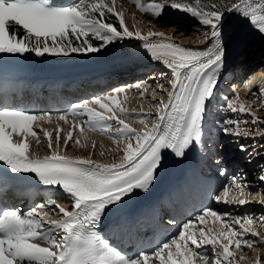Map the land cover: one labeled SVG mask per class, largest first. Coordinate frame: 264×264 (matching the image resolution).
Returning <instances> with one entry per match:
<instances>
[{
  "label": "snow or ice",
  "instance_id": "1",
  "mask_svg": "<svg viewBox=\"0 0 264 264\" xmlns=\"http://www.w3.org/2000/svg\"><path fill=\"white\" fill-rule=\"evenodd\" d=\"M133 3L154 19L161 18L168 8L197 18L205 29V46L183 45L160 31L149 30L146 34L139 29L130 31L122 12L115 10L114 0H73L70 4H62L59 0H0V54L95 53L114 40L135 37L143 42V48L152 59L166 67L168 72L162 75L169 85L167 89L164 84L158 85L157 90L165 92L166 99L161 96L157 101L154 94V109L147 113L129 112L120 106L118 94L125 89L72 106L70 113L56 116L57 127L52 132L47 128L39 130L51 152L44 157L28 155L30 141H35L37 146L41 143L34 123L52 122V115L48 112L37 114L0 101V178L6 179L10 174H34L43 185L61 191L72 201L74 209L67 211L50 200L49 205L58 208L63 218L44 221L38 212L43 206L27 212L6 205L0 207V264H209L210 257L212 264H234L237 260L235 250L255 246L247 239L248 235L264 244V235L253 227L257 219L264 224V215L257 218L254 214L243 213L241 216L231 209L219 213L204 208L195 219L183 225L178 238L173 237L151 253L140 251L132 256L113 246L97 230L110 207H116L136 190L149 189L157 170L167 159L166 153L184 158L203 146L208 102L214 96L217 78L225 66L227 19L235 14L264 36V0H230L227 3L224 0L212 3L205 0H154L152 3L133 0ZM108 15L118 18L119 24L106 21ZM93 38L101 43L94 45ZM132 88L138 91L141 99L148 90L140 83ZM236 95L237 101L226 100V107L234 113L250 115L257 134L264 138V129L259 127L260 117L250 106L239 102V94ZM92 105L104 111H97ZM69 115L73 118L71 128L63 135L59 122L68 123ZM124 115L135 117L144 127L133 128L120 119ZM153 115L155 119L149 126L148 119ZM80 116L87 119L79 120ZM241 123L248 122L226 119L219 130L236 137L251 136L250 130L242 128ZM77 128L81 136L85 128L109 135L116 151L122 153L119 162L100 163L91 158L62 155L61 144L67 148L70 141L81 148H96L94 140L89 143L84 137L82 143L80 137L74 135ZM239 147L249 157L259 155L256 146H251V150L245 144ZM260 172L258 180L264 183V166H260ZM16 179L26 177L17 176ZM251 187L246 174L233 175L229 184L212 198L233 208L251 203L264 208V196L258 201L248 198L250 192L245 189ZM233 190L235 194L229 198ZM208 217L212 218L213 226H208ZM54 233L60 238L56 239ZM38 240H44L48 246L35 242Z\"/></svg>",
  "mask_w": 264,
  "mask_h": 264
},
{
  "label": "bare ground",
  "instance_id": "2",
  "mask_svg": "<svg viewBox=\"0 0 264 264\" xmlns=\"http://www.w3.org/2000/svg\"><path fill=\"white\" fill-rule=\"evenodd\" d=\"M106 2H108V0H106ZM141 2L142 3H152V2H154V0H141ZM205 2L206 3H212V2H219V0H205ZM224 2L227 3V2H230V0H224ZM114 8H115V10L122 12L125 24L129 28L130 31H135V30L139 29L143 34H146L149 30L160 31V32H164L166 35H168L172 38H175V39L178 38V40L183 41V42L188 43V44H198V43H204L206 41L203 33H200L199 29H196V30L192 29V32H190V33H193V35L195 34V36H191V38L193 40L194 39L196 40V41H193V43H192L191 42L192 40L190 38L183 37L184 34L188 35L186 32L187 30L184 31L180 26H177V25L173 26V27L172 26H166L167 24L162 21V17L164 19H168L169 16H167V15H170L172 18L175 13L177 14V16L173 17L174 22H176L180 25H182V22H184L183 17H185L184 18L185 20H189V21L190 20H197L198 21L197 18L191 16L188 13L168 8L164 12V14L161 18L154 19V18H152L151 14H146V13H143L142 11H140L136 7V5L133 3V1H125V0H114ZM179 15H181V16H179ZM176 17H180L182 21H180V22L176 21L175 20ZM109 20L112 21L115 25L119 24L118 18H116L113 15H108L106 17V21H109ZM239 21L242 22L243 20L238 18L235 14L231 15L227 19V21H226L227 37H230L231 35H233V33L237 30ZM231 22H233V24H231ZM198 27H202L200 25V23H199ZM248 30H249V27L246 25L245 27H243L241 30H239L237 32V35H241L242 32H246ZM196 31H198V32L196 33ZM250 38H251L249 40L250 46L246 50L245 55L240 56V58L236 59L235 61L234 60L231 61V65L229 67V72H228V75L226 77L225 83L228 85L229 88L232 87L236 90V93L239 94V96L241 97L240 98L241 101L246 106H250L251 111L255 112L256 116H262L264 118V58L261 61V63L257 58V62H259L258 67L255 66L256 62L254 63V61L256 59L254 57H257V55L260 52H264V36H262L259 32H255L252 35H250ZM92 42L94 43V45H98L99 43H101L100 41L95 40V38H93ZM138 42H141V41L136 39L135 37H124L122 39L114 40L111 44L105 46V48L101 49L98 52L116 50V49L128 46V45L133 44V43H138ZM98 52H95V53H98ZM252 53L254 54V57L249 58V55ZM82 54H93V53H88V52L70 53L67 56H78V55H82ZM50 55H52V54H50ZM55 56L64 57L65 55H55ZM162 66H164V65H162ZM254 67H255V69H252ZM165 69H166V67H165ZM249 69L250 70L252 69V70L249 71L247 74L252 73V75L246 79L245 86H244V88L241 89L240 88L241 84L238 82L242 77L243 78L241 79L242 80L241 82H243L244 78L247 75L246 74L244 76V74ZM255 70H256V72H253ZM166 71L168 72L167 69H166ZM170 78L171 77H168V79H170ZM153 84H155V83H153ZM159 84H164L166 89L169 87L167 80L165 78L163 80H161L160 82L156 83L157 88H158ZM143 85L147 88H154L153 86H151L148 83H144ZM157 88H156V90H157ZM161 93H162L161 96H164L166 99V93L165 92H161ZM220 94L225 95L221 91H220ZM131 95H132V91H125L123 93L118 94V97L121 98V101H120L121 107L130 103ZM150 95L151 94L149 93V96ZM125 96L127 97L126 100L124 99ZM147 96L148 95H144V98L141 99L139 97V94H138L137 99L139 100V102H132V105H131L132 109L137 110V111L138 110H146V109L149 111L153 110L154 109V103L150 99L148 100ZM156 97H157L156 100L158 101L160 99V96L159 97L156 96ZM229 100H232V98L230 97ZM107 102L108 101H106V103ZM113 108H115V106H113ZM152 119H155V116L148 119L149 126L151 124ZM132 120L135 121V125L131 123L132 121L130 123H128V122H126V123L130 124L133 128H136V129H142L144 127V125L140 124L139 121L135 117H133ZM77 137H80L82 143L85 142L84 137L88 138L89 143H90V139L92 138L93 140L97 141V143H98L97 145L100 146L99 147L100 149H106V151L111 153V155L115 156V158L114 157L108 158L107 155H101L98 152V153H96L95 156L101 160L100 163L119 162L122 153H119L116 151V145L113 143V140L111 138H109L107 136L98 135L97 133H84V136H81V134L79 133L77 135ZM101 145H102V147H101ZM75 147H77L76 150H75ZM84 149H87V148H84ZM73 151H75L76 154H79L82 157H87V158L90 157V155L84 156L82 153L85 152V150L81 151V148L78 145L74 146ZM254 192H256V189L254 190ZM232 194H235V193H232ZM232 194H230V195H232ZM207 220H208V226H213L212 218L207 219ZM257 222H260V221L258 220ZM260 224L261 223H259V225ZM237 228H238V226H237ZM254 248L258 249V246H254ZM255 249H253V250H255ZM254 254L256 256L257 253L254 252ZM246 256H248V255H246ZM211 259L209 260V262H211ZM255 259H256V257H255ZM255 259L252 260L251 264H257L258 260L257 259L255 260ZM245 261H244V263H245ZM259 264H264L262 259H260Z\"/></svg>",
  "mask_w": 264,
  "mask_h": 264
},
{
  "label": "rangeland",
  "instance_id": "3",
  "mask_svg": "<svg viewBox=\"0 0 264 264\" xmlns=\"http://www.w3.org/2000/svg\"><path fill=\"white\" fill-rule=\"evenodd\" d=\"M167 16H169V18L168 19H164L163 17H162V21L164 22V23H166L167 25L166 26H180L184 31L185 30H187L186 32H187V34L188 35H183V37H185V38H190L192 41V43H193V41H196L195 39L193 40L192 38H191V36H195V34L193 35V33H190V32H192V29H194V30H196V29H199V31H200V33H203L204 31H205V29H203L202 27H198V25H199V21H197V20H185L184 18L185 17H183V20H184V22H182V25H180V24H178V23H176V22H174V19H173V17L174 16H177V14L175 13L174 15H173V17L171 18V16L170 15H167ZM179 16H181V15H179ZM158 22V21H157ZM203 29V30H202ZM198 31H196V33H197ZM178 39V38H177ZM262 55V56H261ZM252 57H254V54L252 53V54H250L249 55V58H252ZM254 58H256L255 59V61H254V63L256 62V67H258V64H259V62H257V58H258V60L260 61V63H261V61L263 60V58H264V52H260L258 55H257V57H254ZM252 69H255V67L254 68H252ZM251 69V70H252ZM257 69V68H256ZM250 69L249 70H247L246 72H245V74H244V76L249 72V71H251ZM256 72V71H255ZM248 75V74H247ZM243 78V77H242ZM241 78V79H242ZM245 82H246V80H245ZM244 86H245V83H244ZM244 86H240V88L242 89V88H244ZM154 88H148V90L145 92V94L144 95H148L147 96V98H148V100L150 99L151 101H153L152 100V97H153V95L155 94V97L156 96H160L161 97V95H162V93L160 92V91H158V90H156V86H153ZM149 93L151 94L150 96H149ZM157 98V97H156ZM154 103V102H153ZM258 117H260V120H261V123H260V125H259V127L260 128H262V129H264V118L262 117V116H258ZM239 120H241V121H247L248 123L247 124H244V123H241V127L242 128H247L249 125H251V124H249L250 123V121H252V117L250 116V115H245L244 114V116L243 117H241V118H238ZM250 127V126H249ZM256 130H255V132L257 133V128H255ZM255 137H257V138H260L259 136H255ZM262 140H264V138L262 139ZM264 143V142H263ZM264 150V149H263ZM95 151L96 152H99V153H101V152H104L105 153V149H95ZM256 183H257V185H258V188L256 189V192H254V191H252L251 192V194H250V198H251V200H254V201H258L260 198H261V196H264V183H260L259 182V180L258 181H255ZM254 204H256V205H259L258 203H254ZM264 209V208H263ZM259 223L260 222H257V221H254V228H256L255 230L256 231H258V232H260L261 233V235H264V227H263V225H259ZM262 226V227H261ZM247 239L249 240V241H253V243H254V245L255 246H258V249L256 248H251V249H247V248H245V249H243V250H235V256L237 257V260L234 262V264H251L252 263V260L253 259H255V257H256V259L258 260V262H257V264H259V262H260V259H262L263 260V262H264V244H261L260 243V241H259V239L258 238H255V237H253V236H251V235H249L248 237H247ZM253 249H255V250H253ZM254 252H256L257 254H256V256H255V254H254ZM246 255H248V256H246ZM240 257H243V259H239ZM213 259V258H212ZM212 259H211V261H212ZM255 259V260H256ZM246 260V261H245ZM248 260V261H247ZM244 261H245V263H244ZM250 262V263H249ZM209 264H212V262H209Z\"/></svg>",
  "mask_w": 264,
  "mask_h": 264
}]
</instances>
